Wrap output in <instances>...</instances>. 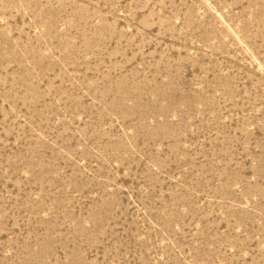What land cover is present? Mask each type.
Wrapping results in <instances>:
<instances>
[{
    "label": "rangeland",
    "instance_id": "obj_1",
    "mask_svg": "<svg viewBox=\"0 0 264 264\" xmlns=\"http://www.w3.org/2000/svg\"><path fill=\"white\" fill-rule=\"evenodd\" d=\"M0 264H264V0H0Z\"/></svg>",
    "mask_w": 264,
    "mask_h": 264
}]
</instances>
